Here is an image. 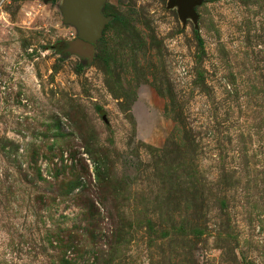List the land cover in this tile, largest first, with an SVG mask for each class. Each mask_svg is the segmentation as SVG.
I'll return each instance as SVG.
<instances>
[{
  "label": "rangeland",
  "instance_id": "374dc122",
  "mask_svg": "<svg viewBox=\"0 0 264 264\" xmlns=\"http://www.w3.org/2000/svg\"><path fill=\"white\" fill-rule=\"evenodd\" d=\"M197 2L103 0L87 54L0 0V264H264V0Z\"/></svg>",
  "mask_w": 264,
  "mask_h": 264
},
{
  "label": "water",
  "instance_id": "95a60500",
  "mask_svg": "<svg viewBox=\"0 0 264 264\" xmlns=\"http://www.w3.org/2000/svg\"><path fill=\"white\" fill-rule=\"evenodd\" d=\"M103 0H65V21L78 27L79 37L75 40V48L79 52L91 54L94 43L101 36L108 17L104 16L100 7ZM197 0H168V4L178 5V14L185 18L196 19L194 6Z\"/></svg>",
  "mask_w": 264,
  "mask_h": 264
},
{
  "label": "trees",
  "instance_id": "16d2710c",
  "mask_svg": "<svg viewBox=\"0 0 264 264\" xmlns=\"http://www.w3.org/2000/svg\"><path fill=\"white\" fill-rule=\"evenodd\" d=\"M96 180H97V182H99V180H100V176H99V174H96ZM118 230H119V227H115V226H114V229H113V228L111 229V235H112V236L115 235L116 232H117ZM118 234H119V232H118ZM118 234H117V235H118ZM111 235H110V236H111Z\"/></svg>",
  "mask_w": 264,
  "mask_h": 264
}]
</instances>
